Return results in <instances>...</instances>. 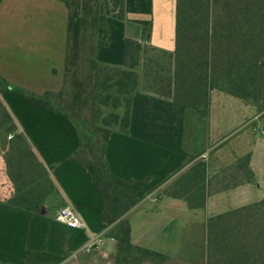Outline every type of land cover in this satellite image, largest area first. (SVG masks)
<instances>
[{"label":"crops","instance_id":"crops-1","mask_svg":"<svg viewBox=\"0 0 264 264\" xmlns=\"http://www.w3.org/2000/svg\"><path fill=\"white\" fill-rule=\"evenodd\" d=\"M175 4L173 0L170 5H156L155 0H70L68 5L62 0H0V74L37 94L62 90L64 110L36 107L16 91L4 92L6 104L49 170L55 189L41 214L10 204L14 187L0 146V176L6 182L0 185V264H21L26 250L64 257L61 264H117L118 243L107 237L109 227L101 220L105 201L88 170L71 158L81 144L74 120L92 119L96 64L131 65L141 52L144 27L152 26L154 46L174 50ZM162 24L170 27L169 34L172 31L169 40L157 37L156 27ZM210 115L211 110L202 117L196 109L186 108L182 151H178L173 102L137 91L130 133L113 132L109 138L105 156L110 170L140 182V202L126 215L132 243L165 256L160 262L145 259L140 264H206L207 218L229 210L226 202L232 196L243 199L234 208L254 203L247 196L264 175V138L253 149L249 142L245 148L240 141L230 154L224 152L212 143ZM258 116L263 118L264 111ZM249 153L255 181L222 189L220 173ZM200 162L212 177L210 195L204 208H191L185 198L170 196L167 190ZM69 204L86 227L72 228L57 220L58 211ZM91 235L102 236L103 247L81 252ZM125 264L137 262L128 259Z\"/></svg>","mask_w":264,"mask_h":264},{"label":"trees","instance_id":"trees-1","mask_svg":"<svg viewBox=\"0 0 264 264\" xmlns=\"http://www.w3.org/2000/svg\"><path fill=\"white\" fill-rule=\"evenodd\" d=\"M62 1L68 5L70 0ZM151 39L152 26L144 27L141 52L129 66L96 64L92 119L74 120L81 144L71 158L88 170L105 201L101 220L109 227L107 237L118 243L117 264L128 259L137 264L165 259L161 253L132 243L126 215L140 202V182L114 174L105 156L113 132L130 133L134 94L143 91L173 102L174 149L178 151H182L184 111L194 108L208 117L214 91L252 102L264 111V0H176L174 50L156 47ZM8 90L33 106L58 113H64L63 91L37 94L0 74V135L5 133L1 147L14 187L9 203L41 214L55 184L6 104L3 95ZM220 175L224 190L253 183L251 154L237 158ZM211 181L206 164L200 162L168 188L167 194L185 198L191 208H204ZM206 225V264H264V199L209 216ZM63 261L64 257L26 250L21 264Z\"/></svg>","mask_w":264,"mask_h":264},{"label":"rangeland","instance_id":"rangeland-1","mask_svg":"<svg viewBox=\"0 0 264 264\" xmlns=\"http://www.w3.org/2000/svg\"><path fill=\"white\" fill-rule=\"evenodd\" d=\"M171 1L155 0L156 5L159 3H167L170 5ZM173 2L176 3V0H173ZM156 28L157 37H160L164 41L170 39L169 35H172V31L170 34L168 33L170 27L162 24ZM212 101L211 115L208 122L212 131V143L220 145L224 149V152L227 151L230 154L233 146H237V143L240 141L244 143L245 148L249 142L253 149L255 142H259L264 138V117L255 118L256 116L259 117L258 114L261 112L257 105H253L252 102L244 101L243 99L230 96L221 91L214 92ZM4 137L5 133H2L0 135V146L3 144ZM212 154L213 151H210V155ZM215 157L214 155L210 158L212 164L215 163ZM3 181L4 178L0 176V185L6 186V182ZM262 199H264V175L257 178V184L253 186L252 193L247 196L249 202L260 201ZM241 200L243 199H237L232 196L226 202L225 208H234Z\"/></svg>","mask_w":264,"mask_h":264},{"label":"built area","instance_id":"built-area-1","mask_svg":"<svg viewBox=\"0 0 264 264\" xmlns=\"http://www.w3.org/2000/svg\"><path fill=\"white\" fill-rule=\"evenodd\" d=\"M57 220L72 228H84L86 223L80 216L76 208L69 204L61 208L56 216ZM104 245V239L100 235H91L89 241L85 244L81 252L91 253L94 250H101Z\"/></svg>","mask_w":264,"mask_h":264}]
</instances>
